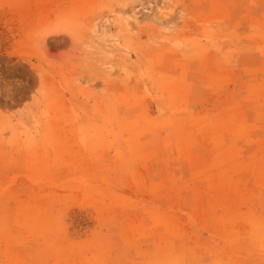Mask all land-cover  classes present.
Returning <instances> with one entry per match:
<instances>
[{
    "label": "rangeland",
    "instance_id": "rangeland-1",
    "mask_svg": "<svg viewBox=\"0 0 264 264\" xmlns=\"http://www.w3.org/2000/svg\"><path fill=\"white\" fill-rule=\"evenodd\" d=\"M0 264H264V0H0Z\"/></svg>",
    "mask_w": 264,
    "mask_h": 264
}]
</instances>
